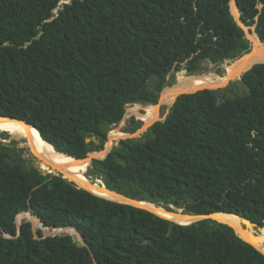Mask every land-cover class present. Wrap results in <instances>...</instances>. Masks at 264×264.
<instances>
[{
    "label": "trees",
    "instance_id": "obj_1",
    "mask_svg": "<svg viewBox=\"0 0 264 264\" xmlns=\"http://www.w3.org/2000/svg\"><path fill=\"white\" fill-rule=\"evenodd\" d=\"M65 1L0 0V115L34 125L78 159L102 148L128 105L158 103L176 73L235 60L251 46L231 0ZM236 3L264 41V0ZM241 82L245 92L233 82L179 95L164 120L94 159L96 177L132 198L264 227V63ZM131 123V131L141 124ZM23 161L0 141V264H264L226 223L179 224ZM27 211L43 223L37 236L74 226L87 245L70 234L36 238L31 215L19 214Z\"/></svg>",
    "mask_w": 264,
    "mask_h": 264
},
{
    "label": "bare ground",
    "instance_id": "obj_2",
    "mask_svg": "<svg viewBox=\"0 0 264 264\" xmlns=\"http://www.w3.org/2000/svg\"><path fill=\"white\" fill-rule=\"evenodd\" d=\"M230 4H231V12L234 14L235 17H238L239 11L236 7L235 1L231 0ZM262 50L263 52L262 54H260V56L254 58L252 61L245 62L243 65L237 67L233 72H231V66L233 68V65L229 63L225 65L223 75H217V73L215 72H206V73L197 74L195 76L190 77L189 81L185 83H179L176 87L169 90L168 95L163 100H159L157 104H148L141 106L142 104L140 105L139 103H135L134 104L135 107L131 108L130 111L135 113L143 121V125H144L143 127L146 129L149 127V125H151L153 121H155L159 117L163 107L169 108L170 110L171 105L174 103V101L178 98L179 95L183 93L194 92L198 89H203V88H212V89L223 88L229 81L237 79L246 69L251 67L254 63L264 60V46L262 47ZM227 70L228 72H226ZM178 77H180L179 80L182 81L181 76L178 75ZM189 83H191V85ZM141 108L144 109V111L141 112L140 111ZM0 129L10 130L19 139L26 138V141L22 145L33 148L35 155L38 156L37 158L41 161L40 163L41 169H43L44 171L54 172L55 170L52 167L53 164L55 168H59L60 170L65 172L69 178L79 181L81 185L85 186L86 189L94 192L95 194L118 202L125 201V198L122 195L118 194L117 192L110 191L105 184L104 185L107 188L103 186L101 190L97 188L92 190L93 186L89 178L86 177V175L83 172V169H85L88 165H91L90 158H87L85 160H76L73 157H69L63 155L62 153H58L57 151H55L52 145H50L41 137L37 129L22 121L0 117ZM9 134L11 133L9 132ZM125 134H126L125 132L119 129L118 130L114 129L113 131H111L109 135V140L106 144L107 149L105 148L104 149L105 151H101L97 154H93V156L97 155L100 156L101 158L104 157L107 154V152L110 150V148L113 147V145L115 144V140L118 139L119 137L121 138L122 136H125ZM63 175L65 176L64 173ZM92 183L94 182L92 181ZM133 204L139 207L149 209V211H153L166 218L175 220L179 223H190L197 219V217L195 216L184 214V210L182 211L178 208L177 211L174 212V211H167L165 208H163L164 207L163 205H162L163 207H160L156 204L149 202L134 201ZM214 218L233 226L235 229H237V232L239 233L240 236H242L245 239H248L256 247H258L261 251L264 252V234H260V235L259 233L255 234L249 221L241 220L240 218L234 215L224 214V213L216 214L214 215ZM243 224L244 225L246 224L248 228L245 229L242 226Z\"/></svg>",
    "mask_w": 264,
    "mask_h": 264
},
{
    "label": "water",
    "instance_id": "obj_3",
    "mask_svg": "<svg viewBox=\"0 0 264 264\" xmlns=\"http://www.w3.org/2000/svg\"><path fill=\"white\" fill-rule=\"evenodd\" d=\"M235 1V4H236V7H237V9H238V6H237V3H236V0H234ZM66 3L67 2H71L70 0H66L65 1ZM230 11H231V4H230ZM239 11V10H238ZM232 13V12H231ZM232 15H233V17H234V19L236 20V22L244 29V31H245V34H246V37L249 39V41H250V43H251V46H250V49H249V51H247V52H245V53H243L240 57H238L237 59H235V60H231L230 62H231V65H233V68H232V66H231V72H233L237 67H239V66H241V65H243L245 62H249V61H252L254 58H256V57H258V56H260V54H262V52H263V50H262V47L264 46V41H262L261 40V38H260V36L258 35V33H257V31H256V25H253V26H247V25H245L244 23H243V21L241 20V18H240V12H239V16L238 17H235L234 16V14L232 13ZM251 29H252V31H253V36H251V33H250V31H251ZM233 61V62H232ZM237 63V64H236ZM258 63H264V60L263 61H260V62H256V63H254L251 67H249L248 69H246L237 79H235V80H231V81H229L223 88H226V87H229L233 82H237V84H238V87L241 89L242 87H243V83L241 82V77H242V75L246 72V71H248L249 69H251L254 65H256V64H258ZM226 72H228V70L226 71ZM198 74V72L197 71H193L192 72V74H186V75H184V76H181V80L182 81H180L179 79H180V77H178V75L174 78V79H169V82H170V84H168V85H166L162 90H161V92H160V96H159V100H163L167 95H168V91L169 90H171L172 88H174V87H176L179 83H185V82H187V81H189V78L190 77H192V76H195V75H197ZM224 74V73H223ZM222 74V75H223ZM217 75H219V74H217ZM190 85H191V83H189ZM203 89H212V88H203ZM219 89V88H218ZM222 89V88H221ZM198 90H202V89H198ZM198 90H196V91H198ZM196 91H194V92H196ZM188 93H193V92H188ZM184 94V93H183ZM176 101V100H175ZM174 101V102H175ZM159 102V101H158ZM172 106V105H171ZM168 113H169V111H168ZM168 113H167V115H168ZM166 115V116H167ZM166 116H165V118H166ZM0 117H2V118H7V119H12V120H18V121H22V122H24V123H26V124H28V125H31L32 127H34L35 129H37L34 125H32V124H30V123H27L26 121H23V120H19V119H16V118H13V117H9V116H4V115H0ZM164 118V119H165ZM164 119H162V120H164ZM161 121V120H160ZM150 127V126H149ZM149 127L147 128V130L149 129ZM38 130V129H37ZM146 130V131H147ZM142 132H134V133H132V134H130L128 137H126V138H137V137H140V136H142ZM42 137V136H41ZM94 140L95 141V143L97 144V145H100L101 144V141L99 140V139H97L95 136H92V138H89L88 139V141H90V140ZM1 141V145H3V146H12V144H10V143H7V142H5L4 140H0ZM46 141V140H45ZM46 142H48V141H46ZM107 142L108 141H106L105 142V144H103V146H102V148L100 149V150H98V151H94V152H90L89 154H88V156H93L92 154H96V153H98V152H101V151H103L105 148H106V144H107ZM49 143V142H48ZM50 145H52L51 143H49ZM53 146V145H52ZM116 146V145H115ZM54 147V146H53ZM114 147V146H113ZM113 147H111L110 148V150L107 152V154L104 156V157H100V156H97V155H95V156H93V157H86V158H83V159H78V158H76V157H73V156H70V155H68V154H66V153H62V152H59V151H57L55 148V151H57L58 153H62L63 155H66V156H69V157H73L74 159H76V160H85V159H87V158H90V160H91V164L93 163V160L94 159H104V158H106V156L108 155V153L113 149ZM41 161L37 158V157H32L31 158V161L30 162H28L27 163V161H26V159H24V161H23V167H24V169L25 170H29V169H32V168H35V169H38L39 170V172L40 173H42V174H49V175H51V174H61L64 178H66V179H68L69 181H73L74 183H76L77 185H78V183L77 182H75L74 180H71L70 178H68V177H66V176H64L62 173H58V172H52V171H44L43 169H41ZM93 182L94 183H96L95 182V180H93ZM103 184H105V182L103 183ZM106 185V184H105ZM79 186V185H78ZM80 187V186H79ZM83 188V187H82ZM84 189H86V188H84ZM110 191H114V192H117L118 194H120V195H122L124 198H125V201H122V202H120V203H126V204H130V205H133V206H137V205H134L133 204V202L134 201H142V202H149V203H153V204H156V205H158L157 203H155V202H151V201H147V200H141V199H138V198H132V197H129V196H127V195H125V194H123V193H121L120 192V189L119 188H116V189H110V188H108ZM86 190H88V189H86ZM88 191H90V190H88ZM90 192H92V191H90ZM93 194H95L94 192H92ZM97 195V194H96ZM100 196V195H99ZM111 200V199H110ZM114 201V200H113ZM116 202H118V201H116ZM162 205H164V204H161V205H158V206H162ZM137 207H139V206H137ZM167 207H169V208H171V210L170 209H168ZM141 208H143V207H141ZM165 208L168 210V211H174L175 210V208L174 207H172V206H165ZM146 209V208H145ZM147 210H149V209H147ZM153 212V211H152ZM30 214L31 215V217L32 218H30V217H28L27 215L25 216L26 217V219L27 220H29L31 223H32V226H33V231H34V233H35V237L36 238H44V237H48V236H55V235H58V234H60V235H65V234H70V235H73V237L75 238V239H79V240H81L85 245H87V243H86V241H85V239H84V236L74 227V226H65V227H46V228H44V233H43V235L42 236H37V234H36V229H35V218H36V220H37V217H35V216H33L32 214H31V212H29V211H27V212H21V213H19V214ZM153 213H155V212H153ZM219 213H224V214H230V215H234V216H236V217H238V218H240L241 220H246V221H249V220H247V219H245V218H242V217H240L239 215H236V214H232V213H226V212H213V213H208V214H196V212H194L193 210H188V209H184V214H186V215H192V216H195V217H197V219L196 220H194V221H192V222H190V223H179V222H177V221H175V220H172V219H170V220H172V221H174V222H176V223H179V224H191V223H199L201 220H204V219H213V220H215V221H218V222H221V223H225V222H222V221H219V220H217V219H215L214 218V215H216V214H219ZM18 214V215H19ZM156 214H158V213H156ZM17 215V216H18ZM158 215H160V214H158ZM17 216H16V220H15V222H16V224H17V226H18V228H19V230H18V234H20V227H21V225H22V220L20 221V222H18L17 221ZM160 216H162V215H160ZM162 217H164V216H162ZM166 218V217H165ZM167 219H169V218H167ZM249 222H251V221H249ZM41 223V225H42V227H43V223L42 222H40ZM254 226H257L259 229H264V227H260V226H258L257 224H255V223H253V222H251ZM226 224H228V223H226ZM228 225H230V224H228ZM231 226V225H230ZM242 226H246V225H242ZM233 227V226H232ZM67 228H73L75 231H76V233L77 234H73V233H69V232H67V231H65V229H67ZM234 228V227H233ZM234 230H235V232L239 235V233L237 232V229H235L234 228ZM55 231V232H54ZM50 232H54L53 234H51ZM240 236V235H239ZM240 237H242V236H240ZM243 238V237H242ZM250 238H253V237H250ZM244 240H246L247 242H249V243H251L253 246H255L251 241H249L248 239H245V238H243ZM256 247V246H255ZM257 249H259L258 247H256ZM260 250V249H259ZM261 251V250H260ZM261 252H263V251H261ZM264 253V252H263ZM93 258H94V255H93ZM95 259V258H94ZM95 263L96 264H98L97 263V261L95 260Z\"/></svg>",
    "mask_w": 264,
    "mask_h": 264
},
{
    "label": "rangeland",
    "instance_id": "obj_4",
    "mask_svg": "<svg viewBox=\"0 0 264 264\" xmlns=\"http://www.w3.org/2000/svg\"><path fill=\"white\" fill-rule=\"evenodd\" d=\"M250 33H251V35H254L253 34V31H252V29H251V31H250ZM233 62V61H232ZM229 63H231L230 61H225L224 63H219V64H215V63H210V62H204L203 64H202V66H201V71L200 72H198V74H201V73H206V72H215V73H217V70L218 69H221V70H223L224 71V69H225V65H227V64H229ZM224 64V65H223ZM183 71H185L186 72V74H188L187 73V71L186 70H183ZM183 71H180V72H183ZM179 73V72H178ZM178 73H176V75H175V77L178 75ZM218 74V73H217ZM169 78H171V76L169 77ZM235 79V78H234ZM239 92H245L246 91V89L244 88V87H242L241 89H239L238 90ZM229 93V92H228ZM140 105L142 104V103H139ZM157 104V103H156ZM143 105H145V104H142L141 106H143ZM148 105V104H147ZM135 106H134V104H131V105H128L127 106V108H126V114H125V116H124V118L120 121V122H118L117 124H114V125H112L111 127H110V129H109V133H108V140H109V135H110V132L111 131H113L114 129L116 130H121V131H123V132H125L126 134H125V136H122L121 138L119 137L118 139H116L115 140V144L113 145V146H115V145H118V143H119V140H121V139H124L126 136H128V135H130V134H132V133H134V132H142L143 134L144 133H146L147 131V128L145 129L143 126V121L135 114V113H133L132 111H130V109L131 108H134ZM140 111L142 112V111H144V109H140ZM168 111H169V108H166V107H163L162 108V110H161V112H160V115H159V117L155 120V121H158V120H161V119H164L165 118V116L167 115V113H168ZM132 117H135V119L136 120H139L140 122H141V124H140V126L138 127V128H135L134 129V131H131V129H132V127H133V125H132V123H131V119H132ZM155 121H153L152 123H154ZM151 123V124H152ZM150 126V125H149ZM6 131H8V130H5V129H0V140H4L5 142H7V143H10V144H12V148H14L15 150H16V152L18 153V154H20L22 157H23V159H26V161H27V163L31 160V158H32V156H36L35 155V153H34V150H33V148L32 147H26V146H23L22 144L26 141V138H22V139H19L16 135H14L13 133H12V136H13V138H12V136L11 135H9V134H7L6 133ZM142 134V135H143ZM16 137V138H15ZM107 140V141H108ZM107 149V148H106ZM103 151H105V150H103ZM94 152V151H93ZM12 153L14 154V152L12 151ZM99 153V152H98ZM97 154V153H96ZM93 155V154H92ZM37 157V156H36ZM88 157H90V156H88ZM40 158V157H39ZM41 159H43V158H41ZM51 164V163H50ZM52 166H53V164H52ZM52 170V169H51ZM54 170H56V168H54ZM56 171H59V172H61L59 169L58 170H56ZM55 172V171H54ZM83 172H84V169H83ZM62 173V172H61ZM86 175L93 181V180H95V182L96 183H92V181L90 180V182H91V184H92V186H93V189L92 190H94L95 188H97V189H99V190H101L102 189V187L104 186V187H106L103 183H104V181L101 179V178H98V177H96V171L94 170V167H93V165L91 164V165H89L88 166V169H87V171H86ZM79 182V181H78ZM79 184H80V182H79ZM81 185V184H80ZM83 188H86L85 186H83V185H81ZM107 188V187H106ZM164 206V207H163ZM163 206H160V207H163V208H165V206L166 205H163ZM169 206H172V207H175V205H169ZM177 208L178 209H180V210H184V209H186L185 207H175V211L174 212H176L177 211ZM166 209V208H165ZM167 210V209H166ZM168 211V210H167ZM24 218H26L25 216H24ZM250 223V222H249ZM251 224V223H250ZM244 225V224H243ZM246 225V224H245ZM251 226H252V228H253V230H254V232H255V234H258L259 233V235L260 234H264V229H259L257 226H254L253 224H251ZM38 227H42V225H41V223H40V221L37 219L36 220V218H35V229L37 230V228ZM244 227V226H243ZM246 227V228H245ZM244 228L245 229H247L248 228V226L246 225ZM256 230V231H255ZM55 232V231H54ZM54 232H50L51 234H53Z\"/></svg>",
    "mask_w": 264,
    "mask_h": 264
},
{
    "label": "flooded vegetation",
    "instance_id": "obj_5",
    "mask_svg": "<svg viewBox=\"0 0 264 264\" xmlns=\"http://www.w3.org/2000/svg\"><path fill=\"white\" fill-rule=\"evenodd\" d=\"M7 132H10V133H11L10 135L12 136V132H11L10 130H8ZM12 138H13V136H12ZM32 157H33V156H32ZM35 157H36V156H35ZM37 157H38V156H37ZM30 161H31V160H30ZM30 161H29V162H30Z\"/></svg>",
    "mask_w": 264,
    "mask_h": 264
}]
</instances>
